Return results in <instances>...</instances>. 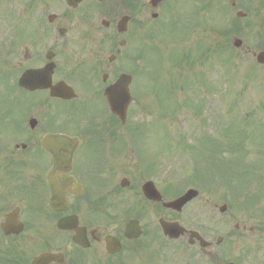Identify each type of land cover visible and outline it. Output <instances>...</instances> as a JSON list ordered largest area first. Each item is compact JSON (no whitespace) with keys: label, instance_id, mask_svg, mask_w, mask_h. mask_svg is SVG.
<instances>
[{"label":"flooded vegetation","instance_id":"1","mask_svg":"<svg viewBox=\"0 0 264 264\" xmlns=\"http://www.w3.org/2000/svg\"><path fill=\"white\" fill-rule=\"evenodd\" d=\"M210 4L0 0V264H264V143H233L218 184L177 211L147 124L162 93L148 35H185L198 12L209 36ZM218 5L222 63L236 43L256 60L264 0ZM126 75L122 119L107 93Z\"/></svg>","mask_w":264,"mask_h":264},{"label":"rangeland","instance_id":"2","mask_svg":"<svg viewBox=\"0 0 264 264\" xmlns=\"http://www.w3.org/2000/svg\"><path fill=\"white\" fill-rule=\"evenodd\" d=\"M191 8H195V6ZM193 14L190 15V20ZM178 18L181 19L182 16L178 15ZM192 22H197V19H192ZM199 31L201 30L197 28L195 31L193 30L190 36L193 41L189 42L188 46L198 43L200 37L196 34ZM216 37L212 34V38L210 41H207V44L213 47L217 41ZM171 39L164 40L163 44H160L158 40L154 42L158 47H162L163 50L160 49V53L147 46L148 63L151 64L148 72L153 79L157 78L158 75L162 79V97L166 98L167 106H177L179 102H183L186 98L189 99L187 95L184 96L180 93V86L184 83L183 78H186L184 86L189 85V88L193 91L190 93L193 97L191 99L193 103H195L194 99L203 95V92H205L204 88L211 84L213 91L211 95L209 92L207 94L208 106L211 112L208 111L206 120L209 119V115L212 117L211 119H215L216 121L220 120V116H225V123L227 124V121L233 122L235 120V114L256 111L260 109L261 105H264L263 71H255L250 69V67H245V64L238 66L228 65V68L224 70L217 65L219 63L216 61L218 58L213 59L214 57L212 56L215 54H212L210 55V60L205 64L199 63L193 69L181 68L183 75H180L182 71L179 70V67H174L168 59V55L177 49L175 46L167 43ZM185 45L188 47L187 44ZM180 48L178 47L182 51L185 46L180 44ZM163 53H165V58L168 63L163 60ZM241 61L242 63L245 62L244 59ZM181 76L183 77L181 78ZM173 77H175L176 86L171 84L174 82H172ZM201 103L202 101L200 100L198 104ZM235 111L237 112L235 113ZM181 118L184 119L183 116ZM179 121L177 123L175 120L166 118L165 120L162 119L158 125L156 124L159 128L158 132L152 135L154 142L157 139V145L154 151L157 150L158 153H161L164 168L170 169V163L174 162L171 169L178 168L176 174L179 184L186 180L200 184H203L206 179L209 182H213V175L218 173L217 170L219 168L221 169V158H219V155H215L212 158L211 155V158L208 159L200 141L191 139L193 132L199 135L198 129L203 126V118L202 120L200 118L195 119L190 114L189 118H186V122L182 123V120ZM213 128L211 124L210 135L217 138L218 135L213 133V130L214 132L216 131ZM201 134L199 136H202ZM249 137L264 143V128L258 131L250 129ZM209 146L211 149V142H209Z\"/></svg>","mask_w":264,"mask_h":264},{"label":"water","instance_id":"3","mask_svg":"<svg viewBox=\"0 0 264 264\" xmlns=\"http://www.w3.org/2000/svg\"><path fill=\"white\" fill-rule=\"evenodd\" d=\"M261 57H264V55H261V56H260L259 62H261V63L264 64V59L261 58ZM117 88H118L119 91H121L122 93H124L125 85H123V84L121 83ZM194 196H195V193L192 192V194H190L188 200L192 199ZM183 203H184V202H183ZM183 203H182V204H183ZM182 204H180V206H181Z\"/></svg>","mask_w":264,"mask_h":264}]
</instances>
